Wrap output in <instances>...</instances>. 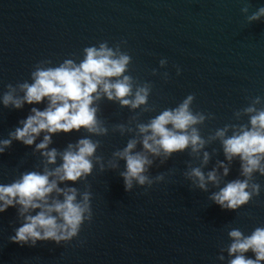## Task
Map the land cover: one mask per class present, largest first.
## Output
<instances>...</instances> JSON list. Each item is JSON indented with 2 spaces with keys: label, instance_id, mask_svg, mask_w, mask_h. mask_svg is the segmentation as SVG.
<instances>
[{
  "label": "water",
  "instance_id": "obj_1",
  "mask_svg": "<svg viewBox=\"0 0 264 264\" xmlns=\"http://www.w3.org/2000/svg\"><path fill=\"white\" fill-rule=\"evenodd\" d=\"M262 6L264 0H0V97L8 84L23 95L18 85L31 83L37 64L54 67L66 59L79 63L85 47L101 43L130 57L123 73L133 86L129 99L136 89H149L146 104L136 109L106 96L96 101L106 135L81 130L53 136L49 148L60 152L81 138L99 142L96 155L103 158L104 171L97 164L87 180L61 185L91 190L92 222H85L69 244L20 246L10 240L19 218L9 208L0 214V264H229V231L249 235L264 227V175L253 173L249 180L260 185L259 195L237 211H226L210 197L226 183L245 178L238 158L228 165V176L219 169V187L209 183L207 191L187 174L200 167L207 175L219 162L227 164L215 133L227 127L226 136H231L234 126H250L246 108L264 109V18L248 19ZM161 59L167 60L164 66ZM189 95L194 96L190 110L205 117L195 125L206 141L204 149L196 155L189 147L168 159L150 155L152 187L134 184L126 192L120 176L125 161L109 167L113 154L130 140L142 139L138 125L175 109ZM45 106L26 104L14 110L0 104V139L8 137L31 107ZM142 150L138 143L136 151ZM204 151L210 156L206 165ZM42 169L34 146L14 142L0 155V183ZM161 174L164 180L157 181ZM247 255L254 258L251 252Z\"/></svg>",
  "mask_w": 264,
  "mask_h": 264
},
{
  "label": "clouds",
  "instance_id": "obj_2",
  "mask_svg": "<svg viewBox=\"0 0 264 264\" xmlns=\"http://www.w3.org/2000/svg\"><path fill=\"white\" fill-rule=\"evenodd\" d=\"M243 11L247 12V8ZM261 18H264V6L248 19L251 23ZM83 52L79 63L66 59L54 67L37 64L31 72V83L18 85L23 95H16V88L8 84L9 90L0 97L4 108L14 110H22L26 104H46L43 110L31 107L27 117L18 122L8 137L0 139V155L14 142H20L27 147L34 146V151L42 157V170L24 171L11 183H0V214L9 208L16 210L19 223L10 240L20 246L35 247L38 242L49 241L58 246L69 244L79 236L85 222L91 223L93 219L91 190L80 192L75 186L61 185L66 182L75 185L87 180L97 164L104 171L103 158L96 155L99 142L90 137L81 138L60 152L54 147L49 148L53 136L81 130L97 136L106 135L107 129L101 126L98 108L94 106L102 96L132 109L147 102V87L136 89L134 98H128L133 96L131 78L123 75L130 61L128 55L119 54L105 43L99 47H85ZM166 63V59L160 60L161 66ZM179 71L177 69V74ZM193 99L194 96L189 95L175 109L164 110L148 124L138 125L142 139L130 140L126 147L113 154L109 167L116 168L117 160L125 161V170L120 176L126 192H131L134 184L152 187L153 180L147 175L154 163L150 155L168 159L189 147L196 155L204 149L206 141L195 125L202 123L205 117L190 110ZM255 102L260 103L261 98L257 97ZM245 112L250 116V126H234L231 136H226L228 128L225 127L213 137L221 140L228 163L219 162V168H213L207 175L200 167L192 168L187 174L193 184L207 191L209 183L219 187V169H223V176H228V165L238 158L241 175L245 178L226 183L210 197L226 211H237L249 204L254 194L259 195L260 185H250L249 180L253 173L264 175V109L250 106ZM120 131H125L123 125ZM138 143L142 144V151H136ZM209 159V153L204 151L203 164L206 165ZM156 180L163 181L164 175H158ZM228 235L232 241L227 248L231 257L229 264H264V227L255 228L249 235L232 229ZM249 252L254 258L247 255Z\"/></svg>",
  "mask_w": 264,
  "mask_h": 264
}]
</instances>
